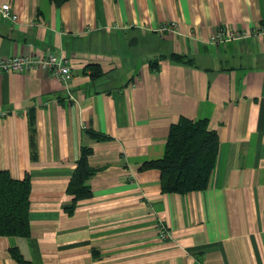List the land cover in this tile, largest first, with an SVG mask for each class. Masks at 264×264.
I'll return each mask as SVG.
<instances>
[{
    "label": "crops",
    "instance_id": "crops-1",
    "mask_svg": "<svg viewBox=\"0 0 264 264\" xmlns=\"http://www.w3.org/2000/svg\"><path fill=\"white\" fill-rule=\"evenodd\" d=\"M6 3L0 56L53 52L74 76L0 72V169L31 179L30 234L0 235V264H19L11 248L29 264H264V38L211 42L222 25L262 26L264 0ZM182 117L217 131L216 165L204 190L164 193L145 164ZM82 147L99 171L71 213Z\"/></svg>",
    "mask_w": 264,
    "mask_h": 264
},
{
    "label": "trees",
    "instance_id": "trees-1",
    "mask_svg": "<svg viewBox=\"0 0 264 264\" xmlns=\"http://www.w3.org/2000/svg\"><path fill=\"white\" fill-rule=\"evenodd\" d=\"M62 6L68 0H52ZM169 57L175 61L191 62L185 55L172 53ZM158 61H153L156 66ZM92 77L103 74L96 66H89ZM97 140L106 137L93 132ZM219 151V136L207 119L192 120L182 117L174 123L167 139L165 154L162 158L150 161L146 167L159 169L161 187L164 193L185 194L207 188L212 171L216 165ZM93 152L90 147H82L77 167L68 185V192L74 195V201L68 207L72 213L79 199L92 195L88 180L99 170L89 163ZM30 193L31 179L27 175L22 179L12 177L9 171L0 169V235L23 236L30 234ZM19 264H29L16 248L10 249Z\"/></svg>",
    "mask_w": 264,
    "mask_h": 264
},
{
    "label": "built area",
    "instance_id": "built-area-1",
    "mask_svg": "<svg viewBox=\"0 0 264 264\" xmlns=\"http://www.w3.org/2000/svg\"><path fill=\"white\" fill-rule=\"evenodd\" d=\"M0 10L3 18L6 20H17V15L12 12L10 4L6 3L1 5ZM176 26L177 23L172 22L170 25H164L159 28V32L163 33L166 30L171 31ZM252 36L264 38V24L251 31L222 25L211 37V42L214 44H220L234 40H245ZM35 68H44L48 70L52 76L57 77L66 85L71 82L74 76L69 58L64 55L58 56L53 52L43 55L0 56V72H8L11 70L25 71ZM170 236L171 234L166 228L161 229V238L168 239Z\"/></svg>",
    "mask_w": 264,
    "mask_h": 264
}]
</instances>
